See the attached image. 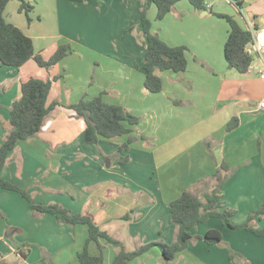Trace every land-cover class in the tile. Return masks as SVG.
Listing matches in <instances>:
<instances>
[{"label": "crops", "instance_id": "0c3cea01", "mask_svg": "<svg viewBox=\"0 0 264 264\" xmlns=\"http://www.w3.org/2000/svg\"><path fill=\"white\" fill-rule=\"evenodd\" d=\"M26 1L33 5L29 17L39 12L42 0ZM43 1L50 8L62 3ZM227 2L232 6L229 9L206 0L208 9L200 11L188 0H179L161 20L156 19V5L149 7L148 16L155 18L153 30L169 45L188 47L186 71L160 72L163 90L157 93L144 87L142 59L148 43L141 14L146 0L85 2V46L97 56L88 62L85 54H78L79 60L87 62L80 87L73 84V75L68 72L65 61L69 55L49 68L34 59L20 68L0 63V143L10 128V109L21 95L22 81L31 76L56 79L49 102H60L35 137L18 141L10 151L2 176L26 189L37 203H58L74 213L90 215L132 251L152 241L174 243L177 226L170 203L187 189L204 200L214 187L212 176L226 162L235 171L221 188L219 210L234 209L233 224L247 222L264 203V109L259 107L264 100L262 64L252 44L248 48L254 65L248 72L229 68L224 46L230 25L216 13L234 16L244 29L245 17L264 25V0H243L242 12L230 0ZM20 7L21 0L8 2L5 18L29 35L42 54L45 48H37L35 36L21 17L28 15ZM60 9L56 8L55 24H62V18L71 23L66 14L59 16ZM104 27H117L128 34L133 27L136 39H106L105 43L99 36ZM142 35L145 47L140 41ZM126 46L131 63L124 67L113 53L121 58L119 48ZM57 47L42 56L50 58ZM104 60L114 62L108 63L112 69L105 68ZM92 75L94 87L88 88ZM102 91L106 101L141 115L135 127L141 132L134 131V141L121 152L119 147L127 136L88 143L83 134L84 119L65 106L77 102L85 92L92 98ZM233 117H238L239 123L228 130ZM73 120L77 121L75 137L65 128L66 123L73 128ZM123 156L129 157L127 162H120ZM107 157L110 160L105 163ZM252 224L264 228V216L256 217ZM212 229L221 232L220 243L193 239L170 264H264V236L244 227L231 228L217 217L198 223L191 233L204 235ZM87 237L86 224L73 226L58 221L51 213L38 214L20 192L0 187V264H81L78 254ZM100 242L103 264H112L119 249L105 239ZM89 251L99 254V246L91 242ZM232 252L234 259L230 257ZM132 264L165 263L160 247L153 246Z\"/></svg>", "mask_w": 264, "mask_h": 264}, {"label": "trees", "instance_id": "16d2710c", "mask_svg": "<svg viewBox=\"0 0 264 264\" xmlns=\"http://www.w3.org/2000/svg\"><path fill=\"white\" fill-rule=\"evenodd\" d=\"M10 1L0 0V63L20 68L30 59H34L40 66L49 68L73 52L71 44L64 42L58 45L50 58L45 59L40 52L36 51L33 39L20 27L5 18L4 11ZM76 1L86 2L87 0ZM178 1L146 0L147 5L142 9L141 24L148 43L144 55V68L146 71L144 87L150 92L157 93L163 90V80L160 72L166 70L184 72L188 67L186 56L188 47L186 45H169L160 37L158 32L153 30V22L148 16V9L154 4L157 7L156 19L161 20L176 6ZM188 1L196 10L203 11L208 9L206 0ZM32 8L33 5L28 1L21 0L20 10L26 12L29 21L31 20L29 12ZM216 15L225 18L230 25L229 36L224 46L225 58L229 68L236 69L240 73L248 72L254 60L248 48V44L252 42L251 33L244 29L234 16L224 13H216ZM54 80L56 79H42L31 76L27 80L22 81L21 95L12 103L10 109V128L3 142L0 143V187L20 192L38 214L51 213L56 216L58 221L73 226L86 224L88 226V237L84 249L78 254L81 264L104 263L103 246L100 239H105L119 249L112 264H132L135 258L153 246L160 247L164 263L170 264L176 258V254L185 249L193 239H201L209 244L222 241L221 232L216 229L209 230L204 235L194 236L191 233L193 227L211 217L222 219L231 228L244 227L259 236H264V228H256L252 224L256 217L264 216V203L250 215L247 222L239 225L233 224L231 221L232 216L236 212L234 209L219 210L222 204L221 188L235 171L226 162H222L212 176L214 187L205 194L204 200L192 190L187 189L170 203L172 220L177 226L176 241L172 244L158 240L128 251L124 243L102 229L90 215L74 213L69 208L58 203H37L26 189L17 183L5 179L2 176V172L8 162L10 151L15 148L18 141L35 137L42 129L49 113L60 104L58 101L49 102V95L53 89ZM93 82L92 75L90 83ZM104 92L102 91L92 98H87L85 92L77 102L69 103L65 106L73 109L77 116L84 119L85 128L83 134L84 139L88 143L96 144L100 138L112 140L127 136L128 139L119 147L121 152L128 149L134 141L135 137L132 136V133L135 131L140 118L130 112L125 106L106 101L103 96ZM238 123V117H233L228 123V130L236 127ZM143 138L147 137L143 135ZM128 159V156L119 157L122 163L127 162ZM91 242L99 246V254L90 253L89 245ZM230 257L234 259L233 252Z\"/></svg>", "mask_w": 264, "mask_h": 264}, {"label": "rangeland", "instance_id": "374dc122", "mask_svg": "<svg viewBox=\"0 0 264 264\" xmlns=\"http://www.w3.org/2000/svg\"><path fill=\"white\" fill-rule=\"evenodd\" d=\"M64 1L66 4L64 3ZM210 1H213L215 2V4L221 5L222 7L224 6L225 9H229L230 7H232L231 4L227 2V0H210ZM52 4H53V1L51 2V5ZM55 5H53V7L50 8L42 0L40 4L39 12H33L31 14V17H30L31 21H29V19L26 17L25 14L24 15L22 14L21 17L26 22L28 30H30V32L35 36L34 38L36 39L37 48H45L42 51L43 55L48 56V52L50 51L52 52L53 47L55 45L58 46L59 44L64 43V42H69L71 44L73 53L69 55L70 57L65 61V63L69 70L68 72H70L73 75V78H72L73 84L80 87L82 86V82H83V81L82 82L80 81V78L85 73L87 62L79 60L78 54H81V53L85 54L86 56L85 60H87L88 62H89V58H91L94 55L97 56L96 52L94 53L92 50H89L88 46H85V42H86L85 39H87L85 38V36L87 35V33H86V26L83 23L82 19L86 16V14L88 15L87 6L85 2L83 3L71 2V0H67V1L62 0V3H59V5H57L56 7ZM57 7L62 8L60 9L61 12H59V16L63 17L62 14H66L67 17L71 20V23L65 22L64 19L62 18V21H61L62 24L60 25L55 24ZM151 20L155 22V18ZM80 27H82V31ZM131 31L133 35H135V30L133 29V27L131 28ZM91 33L95 35L94 30ZM132 33L128 34L127 32L123 31L120 28L117 29V27H104L103 29H101V34L99 36H101L102 37L101 39H103V41L106 43V39H134L135 37L133 38ZM142 37L143 38H141L140 41H141L142 46L145 47L146 39H145V36L142 35ZM58 40L61 41V43H58L57 42ZM119 53L122 54L121 58L117 59L116 53H113L114 54L113 58H115L119 63H124V67H127V64L131 63L128 60L130 53L127 49V46L124 47L123 49L119 48ZM143 60H144V57L142 59V62ZM108 63L110 65H114V62H107V60L103 61L105 68L112 69L108 66ZM121 67L123 66L121 65ZM87 87L93 88L94 85L93 83H90V84H87ZM134 114H136L139 118L141 116L140 114H137V113H134ZM72 123H73V128L68 123H66L65 128L68 132L74 135L73 137H75L76 135L74 133V127L77 124V121L73 120ZM136 129H135V132H136ZM137 132H141L139 128ZM80 136H81V139H83V135H80ZM105 163H107V160H105ZM12 258H15V256L10 257V259L8 260H12Z\"/></svg>", "mask_w": 264, "mask_h": 264}, {"label": "built area", "instance_id": "2783aa9c", "mask_svg": "<svg viewBox=\"0 0 264 264\" xmlns=\"http://www.w3.org/2000/svg\"><path fill=\"white\" fill-rule=\"evenodd\" d=\"M230 2L237 6L241 12L243 11V0H230ZM245 23V29L251 33L252 43L262 64L261 76L264 78V25H257L249 17H245ZM259 107L264 109V100L259 103Z\"/></svg>", "mask_w": 264, "mask_h": 264}, {"label": "water", "instance_id": "95a60500", "mask_svg": "<svg viewBox=\"0 0 264 264\" xmlns=\"http://www.w3.org/2000/svg\"><path fill=\"white\" fill-rule=\"evenodd\" d=\"M252 42H250L249 44H248V47L250 48L251 46H252ZM254 61V60H253ZM254 64H253V62H252V64H251V67L253 66ZM107 162H109V159H107ZM109 164V163H108ZM2 262H4V260L2 261ZM13 264H18V263H13Z\"/></svg>", "mask_w": 264, "mask_h": 264}]
</instances>
